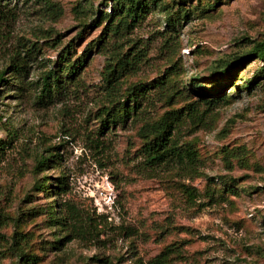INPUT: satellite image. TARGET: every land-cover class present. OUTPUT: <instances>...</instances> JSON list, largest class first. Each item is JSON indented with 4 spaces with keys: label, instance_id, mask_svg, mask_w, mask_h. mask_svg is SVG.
<instances>
[{
    "label": "rangeland",
    "instance_id": "obj_1",
    "mask_svg": "<svg viewBox=\"0 0 264 264\" xmlns=\"http://www.w3.org/2000/svg\"><path fill=\"white\" fill-rule=\"evenodd\" d=\"M184 1L159 0L110 41V0H0V264H26L17 233L35 264H264V61L250 56L264 0ZM69 50L83 60L72 81ZM110 69L121 77L107 87ZM54 70L64 88L48 95ZM133 94L136 113L108 127ZM164 117L194 168L147 161L143 130Z\"/></svg>",
    "mask_w": 264,
    "mask_h": 264
},
{
    "label": "trees",
    "instance_id": "obj_2",
    "mask_svg": "<svg viewBox=\"0 0 264 264\" xmlns=\"http://www.w3.org/2000/svg\"><path fill=\"white\" fill-rule=\"evenodd\" d=\"M158 1L159 0H110L111 12L110 14H105V16L100 18V22H99V25H101L104 22H107V25L103 29L104 36L102 40L104 38H107L108 40L111 41L117 37H121L131 28L138 25L150 12L152 7L157 6ZM198 1L199 4H201L202 1L204 0H198ZM211 1H213L214 9L217 7V4L225 2V0H211ZM184 2L186 3V0ZM7 5H8L7 3L0 4V18H7V16L11 13V9ZM190 13L191 11L188 12L187 10L185 11V15H184L185 19L190 17ZM167 22L169 27H171L173 31H176L173 20L171 18H168ZM103 43L104 42L99 41L97 47L103 45ZM255 55H257L258 59L261 58L264 61V44H258L255 46V49L252 51L250 56H255ZM71 57H72L71 52L69 50L66 53L65 60L63 61L64 64H62V67L64 66L68 70L67 80L69 79L70 81L73 80L75 74H77L78 71L81 69L82 67L81 62L83 61L81 59H77L73 61ZM241 60L242 59H238L234 63V65H231L229 70L226 72L225 75L229 76L230 80L236 78L237 69L244 64V61ZM117 63H120L119 58L117 59ZM24 69H25V65L18 66L15 70L16 72L14 75L16 74L19 75V73H22L24 71ZM106 76L107 78L105 80V83L106 86L109 87L111 85H114V83L119 79V77H121V74H119L117 69H110ZM262 76H264V68L261 69V71L258 73L257 79H259V77ZM257 79H253L252 81L246 83L247 85L246 88L248 89V91H251L254 88V86L257 83L256 82ZM0 80H2V78H0ZM19 80L20 78H18V81ZM61 83L62 82H60L59 80L58 70H54L53 72H50L43 80L42 92L48 93V95H52L53 93H58L59 90H61V88L63 87L61 86ZM5 84L6 83H4L3 86H5ZM141 92L142 90L138 91L139 96ZM136 95L137 94H133L132 100L128 99V101L115 103L113 107L108 112H106L107 124L110 123V126L108 125V127H113L116 124L126 123V121L136 113L137 107L139 105L137 104L136 101V97H137ZM203 96H207V93H204ZM222 99H223L222 96H218L216 98L217 101H221ZM130 102L132 104H128ZM147 128L145 126L144 128L145 131L143 130L144 136L147 137L148 134L150 133L153 137L152 139L148 138V141H146L145 145L143 146L144 154L146 155L147 161L156 163L158 160L169 157L170 159H176L180 163H183L184 161H186L185 160L186 158L189 161L188 165L194 168V166L196 165L195 154L193 152H188L187 155H184L182 153V149L179 148L175 143H173V140L171 138L172 124L167 121V117H164L161 121L153 125H150L149 129ZM51 158L55 159L57 158V156L52 155L51 157L45 158L40 161L39 165L43 166L51 163L53 161ZM48 185L50 187L54 186L55 190L58 192L57 195H60V193L63 192L67 187L64 178H59L56 185L55 184H48ZM57 207L59 208L58 205ZM52 213H55L53 209H52ZM55 219H58V217H56ZM23 240H24V235L22 233L15 234L12 237L13 244L10 247V250L19 259V262H24L26 264H33V263L35 264L38 258L29 254L28 252H25L24 249L19 248ZM159 258L161 257L159 256Z\"/></svg>",
    "mask_w": 264,
    "mask_h": 264
}]
</instances>
